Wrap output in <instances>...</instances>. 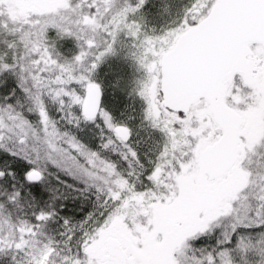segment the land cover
<instances>
[{
  "label": "snow or ice",
  "instance_id": "1",
  "mask_svg": "<svg viewBox=\"0 0 264 264\" xmlns=\"http://www.w3.org/2000/svg\"><path fill=\"white\" fill-rule=\"evenodd\" d=\"M0 264H264V0H0Z\"/></svg>",
  "mask_w": 264,
  "mask_h": 264
}]
</instances>
